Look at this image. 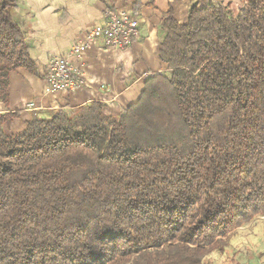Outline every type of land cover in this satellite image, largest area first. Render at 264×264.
Returning a JSON list of instances; mask_svg holds the SVG:
<instances>
[{
	"label": "trees",
	"instance_id": "trees-1",
	"mask_svg": "<svg viewBox=\"0 0 264 264\" xmlns=\"http://www.w3.org/2000/svg\"><path fill=\"white\" fill-rule=\"evenodd\" d=\"M0 0V264H207L264 216V0L163 21L166 71L119 118L102 103L5 129L12 73L36 75Z\"/></svg>",
	"mask_w": 264,
	"mask_h": 264
},
{
	"label": "crops",
	"instance_id": "crops-1",
	"mask_svg": "<svg viewBox=\"0 0 264 264\" xmlns=\"http://www.w3.org/2000/svg\"><path fill=\"white\" fill-rule=\"evenodd\" d=\"M13 12L25 31L36 75L24 69L12 73L8 112L21 116L5 129L19 133L34 116L102 103L107 116L119 118L122 111L141 96L145 80L166 71L160 60L163 21L172 13L184 24L193 6L205 8L210 0H23ZM231 11L242 0H220ZM125 10L139 21V37L128 48L111 50L99 42L74 62L85 74V85L74 93L48 94L47 66L54 57L64 56L86 33L105 23L107 9ZM34 103L35 111L24 108ZM223 252H213L207 264H264V216H258L231 232Z\"/></svg>",
	"mask_w": 264,
	"mask_h": 264
},
{
	"label": "built area",
	"instance_id": "built-area-1",
	"mask_svg": "<svg viewBox=\"0 0 264 264\" xmlns=\"http://www.w3.org/2000/svg\"><path fill=\"white\" fill-rule=\"evenodd\" d=\"M210 2L221 3L220 0ZM138 37L139 21L135 15L125 10L107 9L103 25L91 29L64 56L50 60L46 73L48 94L74 93L84 87L85 74L74 62H80L93 44L99 42L103 47L117 51L130 47ZM24 110L35 111L37 107L30 103Z\"/></svg>",
	"mask_w": 264,
	"mask_h": 264
},
{
	"label": "rangeland",
	"instance_id": "rangeland-1",
	"mask_svg": "<svg viewBox=\"0 0 264 264\" xmlns=\"http://www.w3.org/2000/svg\"><path fill=\"white\" fill-rule=\"evenodd\" d=\"M23 3H24L23 0H20V1H19V5L22 6ZM223 242H224V243H227V242H228V237L224 238V239H223ZM215 252H219V251H215Z\"/></svg>",
	"mask_w": 264,
	"mask_h": 264
}]
</instances>
